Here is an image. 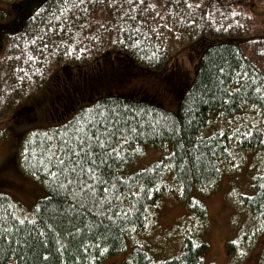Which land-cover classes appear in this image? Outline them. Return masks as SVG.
<instances>
[{"label": "trees", "instance_id": "obj_1", "mask_svg": "<svg viewBox=\"0 0 264 264\" xmlns=\"http://www.w3.org/2000/svg\"><path fill=\"white\" fill-rule=\"evenodd\" d=\"M3 1L14 5V16L8 18L0 10L1 115L9 113L30 88L45 85L52 67L83 69L96 63L93 72L102 63L100 57L109 54L110 62L161 74L171 48L181 41L198 48V61L174 112L153 101L105 94L81 106L63 124L47 131H26L18 161L7 163L18 166L19 162L22 171L42 185L45 197L24 217L19 202L0 189V232L4 233L0 264H104L124 253L128 255L123 264H204L209 245L197 235L186 237L182 253L166 261H155L137 235L147 230L158 214L159 201L168 195L182 201L204 229L207 208L199 195L218 186L233 151L264 152L261 128L250 130L253 135L242 141L228 128L210 129L214 121L226 124L245 109L264 118V96L255 91L264 90V72L242 50L247 29L237 27L241 19L233 15L237 0H144L143 7L137 4L130 11L127 0ZM156 13L163 19L151 23ZM142 17L149 18L150 27ZM110 69L103 68V78L109 77ZM94 117L101 131L108 121L124 130L122 136L106 140L120 153L109 151L100 165L108 192H102L98 182L95 193L69 184L65 177L77 180L79 173L61 174L46 152L60 143L63 133L72 137L73 129L80 127L92 131ZM221 131L227 139L219 135ZM3 134L0 128V138ZM148 148L156 149L161 159L127 174L128 166L143 159ZM93 151L99 149L94 145ZM253 190L255 194L241 197L240 204L264 238V172ZM227 245L230 255L239 252L238 243Z\"/></svg>", "mask_w": 264, "mask_h": 264}, {"label": "rangeland", "instance_id": "obj_2", "mask_svg": "<svg viewBox=\"0 0 264 264\" xmlns=\"http://www.w3.org/2000/svg\"><path fill=\"white\" fill-rule=\"evenodd\" d=\"M237 2L239 5L233 9V15L241 18L236 22L237 27L247 29L242 50L264 72V0ZM0 10L5 11L8 18L14 16V5L6 1L0 0ZM197 50L187 46V42L177 43L176 48H171V58L161 74L137 72L126 62H110L108 57L112 55L109 54L100 57L98 61L102 63L93 72L90 71L96 63L83 69L67 65L52 67L45 85L39 89L30 88L26 97L19 99L9 113L0 114V128L4 131L0 138V189L11 194L22 207L23 216L29 217L38 201L45 197V191L35 178L22 171L19 162L18 166L7 163L18 161L27 132L47 131L51 126L63 124L81 106L90 105L105 94L153 101L174 112L193 80ZM3 59L0 57V61ZM105 67L111 68L108 78H103L106 77ZM3 85L0 73V101ZM235 117L226 124L214 121L211 131L238 128L244 133L261 128L264 132V118L253 109H245ZM160 159L161 154L156 149L148 148L143 159L128 166L127 174L143 170ZM263 172L264 152L233 151L231 160L223 166L218 186L199 195L207 208V226L201 229V223L185 204L168 195L159 201L158 214L147 230L137 235L142 240L141 245L155 261H166L182 253L186 237L197 235L209 245L204 264H264V238L251 226L249 212L240 204L241 197L255 194V180ZM230 242L238 243L240 247L239 252L231 254L232 257L227 245ZM128 253H131L130 242ZM127 255L111 257L104 264H123Z\"/></svg>", "mask_w": 264, "mask_h": 264}, {"label": "snow or ice", "instance_id": "obj_3", "mask_svg": "<svg viewBox=\"0 0 264 264\" xmlns=\"http://www.w3.org/2000/svg\"><path fill=\"white\" fill-rule=\"evenodd\" d=\"M115 3V0H112ZM173 3H178L179 0H172ZM127 3L130 5V9L137 7V4L144 6V0H127ZM191 5H189L190 7ZM148 7L155 8V5H149ZM170 7V5L165 6ZM144 11L147 10L146 7L143 8ZM235 14V13H234ZM157 17H160L159 13H156V17L151 18V23H159ZM133 18L134 17H130ZM160 19H163L160 17ZM142 22L144 25L150 27L149 18L142 17ZM169 24L167 21L164 22V27H168ZM223 71V69H221ZM256 93L264 96V90L257 87L255 89ZM100 116H103V112L99 113ZM231 119H236L232 117ZM104 120L107 121V117H104ZM100 123L98 119L93 118V123L91 125L92 131H88L82 127L75 128L73 131L75 135L69 137L67 133L62 134L61 141L58 145H52L46 149V152L49 157L53 158L54 166L58 167V170L61 174L68 173L70 175H76L77 172L79 176L77 180H70L66 176V180L69 184L77 185L81 191L87 190L88 193H95V185L98 182L102 187V192H108L109 189L106 186L107 181L100 175L101 169L100 165L104 164L105 159L107 158V153L110 151L113 155L119 156L120 153L110 147V144L106 142L111 141L117 134L123 135V129H121L117 124L108 121L103 126V131L97 127ZM245 129L248 128V125H244ZM239 129L231 130L230 134L235 136L237 140H243L244 136L251 137L253 135L252 131H245L242 134H239ZM221 137L227 139L226 134L221 131L219 133ZM106 139H101V137ZM96 146L99 151L94 152L93 146ZM234 167L236 165H233ZM110 167V166H107ZM53 176L56 175L55 172L52 173ZM83 177V179H81ZM91 182V183H90ZM21 224L24 223L23 220L20 221ZM50 227V226H49ZM4 237V233L0 232V238ZM47 259V255L44 256ZM202 259V258H201ZM14 264V262H12Z\"/></svg>", "mask_w": 264, "mask_h": 264}]
</instances>
